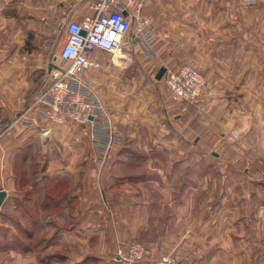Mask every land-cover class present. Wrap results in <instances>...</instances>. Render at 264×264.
<instances>
[{
	"label": "crops",
	"instance_id": "crops-1",
	"mask_svg": "<svg viewBox=\"0 0 264 264\" xmlns=\"http://www.w3.org/2000/svg\"><path fill=\"white\" fill-rule=\"evenodd\" d=\"M258 3L261 4L243 8L238 0H144L142 12L151 18L157 34L155 65L176 68L190 62L208 77L198 103L169 105L168 122L162 123L161 128L153 124L151 129L155 136L149 149L157 152L167 148L169 163H182L183 186L175 198L180 204L179 214L188 216L190 222H185L182 236L176 241L162 234L149 240L144 199L134 201L132 194L126 193L114 196V177L106 173L83 176L78 189V177L66 176L71 179L70 189L73 202L76 201V210H70L74 222L71 227L62 228L53 246L61 250L68 241L78 251H62L63 260H46L47 264H74L81 260H87L86 264H116L118 246H125L134 237L152 248L141 264H159V251L155 249L168 243H177L178 251L189 250L191 259L198 264H264V29L260 31L261 26H256L257 11L261 13L264 0ZM127 8L132 11L135 5L128 2ZM93 13L89 0H0V23L6 22L8 26V31L3 26L0 29V41L13 33L10 44L0 42V127L30 104L46 80L38 70L33 71L30 63L21 62L23 57L31 59L32 51L25 44L27 33L39 35L43 27L47 45L55 40L53 46L62 47L66 32L65 38L53 39L52 34L60 22L79 21ZM23 29L25 33L21 32ZM231 45L232 56L222 55ZM48 46L39 50L42 57L37 66L45 62L50 70L61 60L59 53L47 57L51 54ZM139 99L145 101V94ZM106 108L113 122L129 117L130 107L125 102H108ZM151 115L155 123L156 114ZM50 128L42 124L8 132L0 138V183L6 182L10 190H16L11 157L22 145H35V139H42ZM73 128L62 132L73 135L75 140L82 127ZM198 158L204 162L202 168L208 171L212 167L224 185L214 202L206 197L209 192L187 183ZM106 161L104 164H114ZM72 163L52 159L47 166L59 171L64 167L70 169ZM204 176L205 180L211 179L208 174ZM156 179H152L158 184L155 187L166 192ZM148 181L143 177V184ZM143 193L142 190L137 196L144 198ZM192 214L201 217L193 220ZM76 215L82 217L75 218ZM106 239H110L107 244ZM95 240H100L99 246L92 244ZM17 254L9 251L11 258Z\"/></svg>",
	"mask_w": 264,
	"mask_h": 264
},
{
	"label": "rangeland",
	"instance_id": "rangeland-1",
	"mask_svg": "<svg viewBox=\"0 0 264 264\" xmlns=\"http://www.w3.org/2000/svg\"><path fill=\"white\" fill-rule=\"evenodd\" d=\"M238 1H240L242 7L243 5L250 7L258 6L259 4H261L258 3V0ZM128 2V0H124L126 6ZM257 15L258 23L256 24V26H261V31L264 29V8L261 9V13L260 10L257 11ZM135 24L136 21H133L132 28L135 26ZM2 26L5 27V29L8 31L6 22L0 23V29L2 28ZM24 30L25 29H23V31L21 32L25 33ZM52 32L54 37L53 39H56L57 37L65 38V30L60 29V27H56ZM155 35L157 36L156 33ZM9 36L10 35L4 36V38H1L0 42L10 44L13 38V33H11L10 37ZM44 36L45 31L43 27L39 32V35H36V32L32 31H29V33H27L25 44L27 45V48L31 49L32 51L31 59L27 56L26 59H24L23 57L21 60V62H26L27 64L30 63L32 65L33 71L38 70V72H40L39 75L46 79L43 87L48 81L47 79L49 70L47 69L45 62L41 67H38L37 64H39V59L42 57L38 53L39 50L41 49V47L48 46ZM156 44L157 43L154 44L155 51L157 50ZM48 47L50 48L49 51H51V54L47 56L49 57V59L54 55H57L61 48V46L56 47L53 45ZM233 50L234 47L233 45H231V47L224 50V52L226 53L222 55H230L231 57V53L233 52ZM124 51L129 56V58L120 60V62L114 59L113 54L104 52L98 53V62L100 63V66L89 68L82 74V76L89 81L91 89L98 96L105 109H107L106 104H108V102H113L114 104V101L125 102L126 105L130 107V110H127V114L129 116L128 119H119L116 122H113L112 120L113 130H116V133L123 138V142L119 145L111 147L106 151L97 150L95 148V140L91 137V130L88 128L82 127V129L79 124L73 122L69 124H58L48 120L40 122L39 126L43 124L44 127H51L48 131H45V134L42 136V139L45 136L47 137V139L43 141L40 137H37L35 139V142L33 143L35 145L31 144V147H29L28 151L26 152L28 161H25L22 166L17 167L18 178H22L21 175L24 174L26 182L24 184H18L16 190H10L9 187H7L6 182L1 181L0 183V190H6V196L0 206V264H47L46 261L43 260L44 257L42 256L55 251L56 247L52 245L46 249L45 246H43L45 244L43 240H46L45 238H48L46 236H50L52 234L55 227H50L51 229H49L47 232L44 231L42 233L39 224H30L28 217L23 215V209H25L26 207L31 208L32 210H30L31 212L29 211L30 213L35 214V216H37V214L40 215L42 211L40 207L41 201L43 199L42 192L49 191L51 192V194L56 196V198L61 196L62 194H66L67 192H69L72 185H70V177L73 176H76V178L78 177L81 183V178L83 176L98 174L101 176L106 173L108 176L114 177L112 184L114 188L112 190L117 192V194L115 193L116 195L114 196L118 197L126 193L132 194L134 201L144 199L147 203L146 213L150 226V231L147 235L149 240H151L153 236L161 234L162 236L165 235L166 238L174 241H176L178 237L182 236L185 222H190V218L188 216L179 214L180 204L178 203V199L175 198V195L183 186L182 176L184 174V168L182 166V163H169L168 160L170 157L168 153L170 152L167 148H164L165 150H161L159 148V151L157 152L149 149L150 145L153 143V136H155L154 134H152L153 131H151V129L155 127V125L153 124H156L159 128H161L162 123L168 122L167 109L169 105L177 102L196 104L200 100L201 96L193 102L180 101L175 98L164 77L165 73L163 74L161 79H157L156 77L159 68L161 66L166 67V65L162 64L160 66H156L155 62L157 59V53L155 54V56H146L144 54L142 45L138 43V41L133 42L127 49L125 48ZM227 52H229L230 54H228ZM186 63L199 69L197 66L193 65L190 62ZM200 71L202 70L200 69ZM36 73L37 72H35V74ZM142 94H145V101L141 100L139 102V98ZM154 96L155 101H152ZM30 104H28V106ZM179 105L182 104H178V107ZM142 106L143 109H141ZM151 113L156 114L155 123H153L152 121L153 119L151 117ZM18 114H15L14 116H12V118H14ZM11 119H7L8 121L6 120L5 123L1 124L2 126L0 127V138L5 136L8 132L27 129L19 128L8 130L6 126ZM77 127L81 128L82 133L78 136H75V140L72 139L73 135L66 136V133L64 134L62 132V130L66 128L75 129ZM51 129H54L53 132L51 131ZM159 136L160 135L156 134V137L159 138ZM172 153L173 152H171V154ZM174 153L178 155L177 151ZM177 157L179 158V156ZM181 157L183 158V156ZM7 158L10 162L9 155ZM52 159L62 161L65 160L69 161V163L73 162L72 167L70 169H66V167L62 169L59 168V171H57V169L48 168L47 163ZM105 160H107L106 162H108L109 160L111 162L114 161V164H104ZM13 161L14 156L11 157L12 164ZM201 162L202 161L200 160V158L195 159V167H193V170L189 172L190 175L188 176L189 180L187 181V183L189 184V186L198 185L200 191L205 190L207 193L209 192V196L207 195L206 197L209 198L211 202H214L215 200H217V197L220 194V190H222V187H224V185L220 183V179L219 177H217L218 173H216L210 166L208 171L204 170V168H202L204 162ZM68 170L70 171L68 172ZM12 171L14 175V165H12ZM56 173L65 175V177L70 176L68 178V182L63 184L62 186L58 185V188L55 189L52 187L51 183H49L48 188L44 187L48 182L47 178L55 175ZM205 174H208L209 178L211 179L205 180ZM143 177L149 180L148 183L143 184ZM155 178H158L156 180L160 181V185L164 186L167 189L166 192L163 193L157 188L158 184L155 185L153 181L155 180ZM35 181H37L38 187L37 189L33 190L31 196L34 199H39L37 205L34 206L32 202L29 201H25L26 203L24 205H19V202L24 201L23 195H27V190L33 188V183ZM77 184H79V182ZM142 190L144 191V198H139L137 196L138 192L142 193ZM114 200H116V198H114L113 201ZM75 205L76 201L69 204H62L60 207L57 205L56 207L52 208H56V210L58 209L57 212H59L60 210H62L61 208H63L66 215H69L67 212H69L71 208L74 210ZM57 212L55 213L53 211L52 213H55V215H59V213ZM74 217L81 218L82 216L76 215ZM190 217L193 220H199L201 215L192 214L190 215ZM56 220L60 224H66L68 228L73 224V221L70 223H68L67 220L61 221L63 220L61 216L60 218L57 217ZM17 223H21L23 224V226L25 225V229H18ZM3 229L6 230L3 231ZM6 231L14 235L18 234V238L20 237L22 239H25L26 242H30L29 240H31L34 246L29 247L28 249L30 250L26 251L3 247L2 244H5L6 246L7 240H9L10 242V235L6 233ZM30 234H32L31 237L28 236ZM79 234L83 236L82 233ZM41 237L43 238V240L41 239ZM132 240L140 241L146 246L148 250V254L146 257H148L152 248L147 244V242H145L143 239H138L135 237L130 241ZM13 242L14 241H11L10 244H12ZM108 242H110V239L104 240L105 244H107ZM93 243L94 245L96 244V246H99L101 242L100 240H95L92 242V244ZM176 244L177 243H168V245H165L163 247H156L155 251H159L160 259L165 255H171L175 259V264H198L191 259V253L189 252V250L181 248V250L178 251ZM61 245L62 244H60V246ZM178 245L180 246V244ZM11 250L18 253L15 258H11V256L9 255V251ZM61 251L66 252L67 254H72L76 253V251L78 250L74 248L73 245L70 244V242L68 243L67 241L66 243H64ZM177 252H179V254ZM80 256L81 258L84 257L83 254H80ZM146 257L144 258V260L146 259ZM224 258L225 260H227V256H225ZM86 262L84 264H86ZM64 264L73 263H67L65 261ZM89 264L95 263L91 262ZM96 264L102 263L97 261Z\"/></svg>",
	"mask_w": 264,
	"mask_h": 264
},
{
	"label": "built area",
	"instance_id": "built-area-1",
	"mask_svg": "<svg viewBox=\"0 0 264 264\" xmlns=\"http://www.w3.org/2000/svg\"><path fill=\"white\" fill-rule=\"evenodd\" d=\"M89 1L93 14L79 21L60 22V29L67 34L59 51L61 63L50 67L47 83L35 94L31 104L10 120L6 126L8 130L32 128L46 120L58 124L73 122L91 130L97 150L106 151L123 142L113 130L107 109L82 74L89 68L100 66L98 53L114 55L118 50L125 52L124 49L135 41L142 45L146 56H155L157 36L151 18L142 12L144 0H128L135 5L132 11L124 0ZM133 21L136 24L132 28ZM54 41L50 40L49 46ZM128 58L127 55L123 59ZM164 77L174 97L180 101L197 100L208 84L207 76L188 63L176 68L166 67ZM147 254L142 242L132 240L125 246H118L114 259L117 264H141ZM175 263L171 255H165L159 261V264Z\"/></svg>",
	"mask_w": 264,
	"mask_h": 264
},
{
	"label": "trees",
	"instance_id": "trees-1",
	"mask_svg": "<svg viewBox=\"0 0 264 264\" xmlns=\"http://www.w3.org/2000/svg\"><path fill=\"white\" fill-rule=\"evenodd\" d=\"M29 147H31L30 145H22L18 151L14 154V161H13V165H14V177H15V180H16V187L18 184H24L26 182V179H25V176L24 174L21 175L22 178H18V175H17V167L19 166H22V164L25 162V161H28V158H27V155H26V152L28 151ZM48 182L46 184V188H48L49 186V183H51L52 187L55 189V188H58V185L59 186H62L63 184L67 183L68 182V179L65 177V175H62V174H59V173H56L55 175H52L50 177L47 178ZM70 185H71V182H70ZM76 188L75 189H78L82 183L79 182V184H76ZM38 187V183L37 181H35L33 183V188L32 189H29L27 190L26 194L27 195H23L24 196V201H21L19 202L18 204L19 205H24L26 202L25 201H29V202H32V204L35 206L37 205V202L39 199H34L32 196H31V193L33 192V190L37 189ZM38 191V190H37ZM43 199L41 201V204H40V207H41V214H37V216H35V214H32L30 213L32 210L31 208H28L26 207L25 209H23V215L27 216L28 219H29V222L30 224H39L40 226V229H41V232L43 233L44 231L47 232L49 229L55 227L54 231L52 232V234L50 236H46L48 238H45L46 240H43V238L41 237V239L43 240V242L45 243L43 246H45V248H49V246H52V245H55L61 235V230L62 228H67L68 226L66 224H59L58 221L56 220L57 217L60 218V216L62 217L63 220H67L68 223L70 222H74V218H73V215L72 213L67 212L69 215H66V213L64 212L63 208H61L62 210H60L59 212H57L56 208H52V207H56L57 205L60 207L62 204H69L71 202H73V196H72V191L71 189L69 190V192H67L66 194H62L61 196L57 197L54 196L53 194H51V192L49 191H43ZM38 198V197H36ZM66 201V202H65ZM32 205V206H33ZM17 211V210H16ZM30 211V212H29ZM57 212L59 213L55 215V213H52V212ZM30 213V214H29ZM56 220V221H55ZM32 224V225H33ZM18 225V229H25L23 224L21 223H17ZM51 227V228H50ZM9 229V228H8ZM2 230V229H1ZM6 230V229H3V231ZM6 233H8L6 231ZM10 235V242L11 241H14L12 244H10L9 240H7V244L5 246V244H2L3 247H6V248H15V249H20V250H23V251H26V250H30L28 249L29 247H32L34 246L33 242L31 240H29L30 242H26L25 239H22V238H18V234H12V233H8ZM48 235V234H47ZM28 236H32V234L28 235ZM12 239V240H11ZM1 242V241H0ZM55 249V247H54ZM44 261L46 260H53V259H61L63 260L65 255L63 254V252L59 249L56 248L55 251L51 252V253H47L45 254L44 256ZM87 260H82V261H79V262H76L74 264H84Z\"/></svg>",
	"mask_w": 264,
	"mask_h": 264
},
{
	"label": "water",
	"instance_id": "water-1",
	"mask_svg": "<svg viewBox=\"0 0 264 264\" xmlns=\"http://www.w3.org/2000/svg\"><path fill=\"white\" fill-rule=\"evenodd\" d=\"M124 14H127V11H124ZM165 71H166V67L165 66H161L159 68L158 72H157V75H156L157 79H161L163 74L165 73ZM46 139H47V137L45 136V137H43L42 140L45 141ZM5 196H6V190L1 189L0 190V206H1Z\"/></svg>",
	"mask_w": 264,
	"mask_h": 264
},
{
	"label": "bare ground",
	"instance_id": "bare-ground-1",
	"mask_svg": "<svg viewBox=\"0 0 264 264\" xmlns=\"http://www.w3.org/2000/svg\"><path fill=\"white\" fill-rule=\"evenodd\" d=\"M126 56H127V55H125L123 51L118 50V51H116L115 54H114V59H115L116 61H119V62H120V60H122V59L125 58Z\"/></svg>",
	"mask_w": 264,
	"mask_h": 264
}]
</instances>
